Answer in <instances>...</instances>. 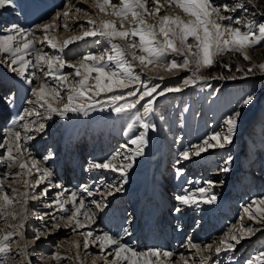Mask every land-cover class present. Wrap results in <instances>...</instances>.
I'll return each mask as SVG.
<instances>
[{
  "label": "snow or ice",
  "instance_id": "1",
  "mask_svg": "<svg viewBox=\"0 0 264 264\" xmlns=\"http://www.w3.org/2000/svg\"><path fill=\"white\" fill-rule=\"evenodd\" d=\"M249 5L252 8L256 7L253 0H231V3L227 0H151V3L149 0H92L91 6L95 12L92 14L83 12L87 27L85 24L79 25L78 34L62 41L54 30L60 27L65 31L69 30L71 9L68 5L62 13L54 16L48 23L38 25L34 30L12 25L4 30L7 34L0 35V66H6L29 85L33 84L34 79L40 80L39 84L31 87L32 99L27 101L34 106L33 109L26 110L24 115L19 116V120L23 121L25 115L32 116L33 113L37 117L43 115L44 119L51 120L53 116L67 118L69 113L87 115L97 109L103 111L110 108L116 114L135 110L133 124L138 122L142 131L129 136L127 142L120 146L121 150H117L104 161L90 164L92 169L118 173L122 178L121 183L115 187L108 185L112 191H108L107 195L112 196L121 192L123 186L128 183V174L135 166L137 158L145 154L149 130H156V126L148 122V118L154 111L157 98L169 93L182 92L189 86H195L197 81L207 79L200 75L201 71L212 67L217 58L225 53L239 54L245 61H251L248 51L264 42V22L257 24L255 21H249L244 25L247 30L242 31L239 27L242 20L229 14L238 11L248 13ZM12 6L14 0H0V9ZM74 11L79 14L82 9L75 8ZM257 15L264 17V12H252L253 17ZM35 31L43 34L41 44H46L61 54L49 55L42 48H37ZM89 38L100 45L95 53L88 52L74 61L65 59L63 53L69 45ZM66 68L73 71L65 73ZM30 69L38 70L45 79L41 80L36 71L30 72ZM181 71L191 74L182 77L176 85L162 86L160 83H151L152 77L148 75L157 73V79L163 81L165 76L159 73L174 77ZM236 71L243 72L241 78L255 75L257 72L264 75V63L251 64L246 70L237 66ZM142 76L147 79H142ZM49 78L54 81L55 86L49 83ZM254 100L255 96L248 95L242 99V106L247 107ZM240 116V111L228 114L222 120V131H214L201 142L191 145L190 149L181 153L182 159L200 157L211 149H224L226 145L232 144ZM35 123L36 121H33V124ZM133 124L128 126L129 133L133 131ZM22 127L24 135L15 128H9L3 142L0 143V149H3L0 151V161L5 162L8 168L17 164L19 166L18 173L15 175L5 173V179H0V216L7 213L5 219L16 218L15 212L11 211L16 202L15 197H23L25 212L30 198L28 191L21 193L15 188L11 189V193L5 191L8 176H13V179L15 176L27 177L34 169L41 173L35 184L42 183L52 176L48 168L40 166V161L33 160L29 165L24 158L25 153L30 151L27 147L28 142L35 139L27 133L42 132L45 124L39 123L35 129L28 123ZM231 163L232 157L229 156L225 164ZM221 171L229 172L230 167H224ZM180 175L182 170L178 169L177 176ZM23 183L25 189L35 186L30 184L28 179H24ZM207 183L209 187L201 186L195 191L182 189L181 194L175 196L174 212L181 214L186 208L199 207L201 203L214 204L217 197L211 193L212 182ZM55 187L62 189L54 201L57 211L69 213L66 220L70 225H74V230L90 228L96 223V211L88 207L85 203L86 198L80 195L86 193L87 197H93L96 193L84 186L61 200L60 197L68 190L61 184H55ZM47 194L48 188L45 187L40 195ZM99 194L104 195L102 192ZM90 203L100 212L108 206L107 203L97 200H91ZM66 204H71L72 207L66 208ZM243 213L239 222L224 232L216 243L215 257H219L221 253L235 252L243 241L251 239L257 233L264 234V198L252 199L243 207ZM52 218L56 219L54 215ZM245 218L259 227L244 223ZM40 219L43 220L44 217L41 216ZM26 220L27 216L16 226L14 232H8L0 237V264H4L11 252L9 241L13 236L24 238L21 230L24 229ZM51 228L58 229L59 225L53 223ZM81 234L84 236L85 247L90 242L98 247L100 254L104 256V264H177L172 259L174 254L170 251H161L157 248L139 249L125 241L123 237L130 235L127 229L120 234L104 231L94 236L92 230ZM35 239L39 240L40 236H36ZM74 246L80 248L79 244ZM188 246L195 249V254L200 258L199 264H209L210 261L211 264H220L218 259L213 260L212 244L201 247L189 240ZM20 255L25 260L28 259L30 254L27 245L21 250ZM62 259L65 258L59 253L53 256L57 264ZM80 259L79 256L76 257V261L79 262ZM181 259L183 264H189L188 259L183 256ZM245 264H264V250L248 258Z\"/></svg>",
  "mask_w": 264,
  "mask_h": 264
},
{
  "label": "rangeland",
  "instance_id": "2",
  "mask_svg": "<svg viewBox=\"0 0 264 264\" xmlns=\"http://www.w3.org/2000/svg\"><path fill=\"white\" fill-rule=\"evenodd\" d=\"M34 1L35 0H19L21 4L22 2L34 3ZM62 1L63 3L60 4V7L51 9V11L46 13L43 18L35 12L34 13L37 16L28 15L26 20L29 21L27 23L24 22L23 16L28 14L27 12L29 8L24 10L20 5L19 9L12 10V12L19 27L24 29L28 28V30H31L35 26L40 25L45 21H49L51 15H54L56 11L61 10L65 5V0ZM227 2L231 3V0H227ZM253 3L256 5V7L252 8L249 5L248 13H244L242 11H238L235 14L229 13L234 16H238L242 20V24L239 25L242 31L247 30L244 25L249 21H255L257 24L259 22H264V17H261L259 15L255 17L252 16V12H264V0H253ZM47 9L50 10L49 7H44L41 14L43 15L44 11H47ZM33 18L39 20L36 21L33 25H29L31 22H33ZM9 22L10 21L8 20L0 24V32L5 29ZM253 30L255 31L256 29L254 28ZM85 41L87 42V44L85 43ZM85 41H82V45L80 46L71 47V51L76 55L71 54L70 56H68V53L65 49L63 53V55H65V59L74 61L76 58H79L80 56L88 52L95 53L96 50L100 47V45H97L91 38H89L88 41ZM59 54L61 53L56 52V54L54 55ZM248 54L251 56V61H245L239 54L225 53L217 58L216 63L212 67L205 68L201 71L200 75L206 77L207 79L203 81H197L195 86H189L182 92L169 93L163 97L157 98V101L154 105V111L148 118V122L154 124L156 126V130H149L147 136L148 146L144 150L145 154L142 157L137 158L135 166L132 170H130L128 174V183L123 186V191L114 193V195H112L113 198L124 196V194L126 193L125 191L130 190L132 185L138 183L139 180L142 179L147 181L149 177H155L156 175L157 176L155 180H153L154 186L152 188V193L157 197V199L161 198V194L164 190L163 186L165 188L166 185H163V182H161V180H157V177L159 176L160 178H162V175L164 173L161 172V169H163V167L170 166L172 167V169H169L171 173L169 177H167V180L169 181L171 179V181L168 182V184L170 183L171 185L168 188L174 189L173 187H175L178 190L179 187V194H181L182 189L194 191L201 186L209 187L207 182L211 181V193L216 195V201H222L225 198L229 197L228 199L230 200V202L226 205H223L225 208L226 206L229 207L231 211L229 214H225L226 219H224L223 214L224 212L228 213L229 208L226 212L224 211L225 208L221 207L220 204H215L214 206L212 205L210 207L211 211L207 209L208 207L205 206L204 203H201L199 207H191V209H194V212L197 210L200 211L199 214H196V216H194L197 218L195 219L196 222L194 221L195 223L190 224L192 228H194L198 222L200 224L199 229L201 228L202 224L207 223L206 225L208 227L209 225H211L212 228H216L214 230H217V232L220 233L226 232L227 228L229 229L233 225L237 224L240 217L244 215L243 207L247 205L252 199L262 197L264 198V75H261L259 72H257L255 75L241 78L243 76V72L236 71L237 66L246 70L247 67L251 66V64L264 63V42L250 49L248 51ZM225 65H227L228 67H225ZM1 67L5 72L9 70L4 66ZM37 72L38 70H36V74ZM8 73L14 74L10 70ZM159 74L165 76V79L163 81L157 79V73H149L148 75L152 77L150 82L160 83L163 86L165 84L176 85L182 77L188 76L191 73L181 71L174 77L169 76L165 73ZM218 77H224V79H219ZM227 77L236 78L228 79ZM142 79H147V77L142 76ZM22 82L24 88L19 89ZM24 82L26 81L18 78V83L16 84V86L18 87V96L22 92L24 93L22 95L26 94L23 100L28 101L29 99H32V97L30 96V89L31 87H33V84L29 85L28 83L26 84ZM52 82L53 84H55L54 81ZM248 95L255 96V100L251 105L244 107L242 106V99ZM27 106L29 107L31 105L28 102L23 105V110L21 112L22 115H24L26 110L28 109ZM137 107L138 109L140 108L139 105ZM134 111L135 110H133V112ZM140 111H142V109H140ZM234 111H240L241 116L238 121L236 134L233 136L232 144L226 145L224 149H211L208 152L203 153L200 157H193L189 160L182 159L181 153L185 150L190 149L191 145L201 142L203 138L210 135L214 131H222V120L228 114H231ZM133 112L116 114L112 112L110 108H106L103 111L98 109L90 111L87 115L69 113L67 118L53 116L52 123H55L54 126L50 129L57 131L58 133H55L53 131L54 133L52 132L47 134L48 132L43 133V131L41 133L38 132L37 135L34 134L33 136L35 137V139L31 141L34 142L33 147H35L36 149L35 153L40 149L42 150V153L39 155H41L42 157H44L45 155L51 156V158L48 157V162L51 163L48 169L52 171V173H54V167L57 163H60L62 161V158H60V161H58L59 151L55 149L54 145L57 144L55 140L58 139V142L62 140L61 144L64 145V147L67 144L65 148L70 145L68 143H65L66 135H64V130H62L65 124H70V127H72V125L74 126L72 127L73 130L71 131H74V134H78L80 136L78 137V141H76L77 143H75L76 145L79 144L78 142H81V139H83V137L87 139L90 137V141L87 142L94 141L93 143L97 142L96 144L102 146L103 148L108 146V149H111L110 154L108 153V151L104 152V155L109 154L108 156H106V158H108L117 150H121L120 146L127 142L129 136L138 134L139 131H142V129L139 128L138 122L133 124ZM21 114L18 115V117L21 116ZM43 118V115L36 118L35 113H33V115L31 116V120L33 119L31 126L33 127V129H35L39 123H44L45 129H48V124L46 121H43ZM33 121H36V123L33 124ZM87 121L88 124H86ZM130 124H133V131L131 133L128 132V126ZM1 133V139L3 141L5 137V132L3 129L1 130ZM126 133L128 134L126 135ZM61 134L62 138L60 140L59 136ZM45 135L47 137H45ZM72 145L74 146V144ZM102 147H99V150ZM65 148H63L60 152L65 151ZM165 149L167 150V153ZM160 153L167 154L166 157L169 161V165L166 163L167 159L165 156L160 162ZM229 156L232 157V163L230 165H226L225 160ZM5 164V162H1L2 170L0 171V179H5V172H3V170L12 171L13 168H16L18 166L17 164L16 166L12 167V169H9ZM224 167H230V171H221V169ZM178 169L182 170V175L180 176H177ZM34 171L35 170L33 169L30 174H32ZM8 173L15 175L16 173H18V171ZM257 173H259L258 178H261V180H256L253 178L251 179V176H255ZM55 174H52L51 176V178H53L54 180L53 184H55V178L53 177V175ZM33 178H35V176H33ZM33 178H28L30 184H35L36 179L33 181ZM24 179H27V177L15 176V179H13V176H8L6 178L5 185L7 186L14 184L16 185L17 189L18 187L20 188L18 189V191L22 193L26 190L24 186L20 187L21 185H24ZM121 179L122 178L120 177L114 178V182H109L106 183V185H102V189L104 191H97L95 189L92 190H94L93 192L96 193V196L101 200L107 197L105 193H107L108 191H112V189L109 188L108 185H113V187L118 186L121 183ZM49 182L51 181L47 179L42 183H39L37 185L35 184L34 188H36L35 190H37V188H39V185H42L40 190L37 191L38 193H41V191L45 187H47L45 183ZM17 184L21 185L17 186ZM50 184L51 183H49V185ZM50 186L54 185L51 184ZM90 186H92V183L87 187L90 189ZM30 187L27 188L29 192L31 191ZM156 187H158L157 191ZM69 188L72 189V186H69ZM148 190L151 192L150 189ZM32 192L33 190L31 191V193ZM59 192L61 191H58V193ZM71 192L72 191H69L64 195H69ZM101 192L104 194L103 196L99 194ZM174 192L175 191L170 192L171 195H173L172 193ZM55 193L57 194V192H54L52 194ZM197 195L199 194L197 193ZM29 196V200H33V206H36V208H39L40 210H35L32 205L30 206L28 200V203L26 205L27 212H25L23 197L17 196L15 197V205L11 209V211L15 212L16 218L5 219L4 216H6L7 213H5L4 216H0V237H3L8 232H14L16 230V226L21 222V220L24 219L25 216H27L25 227L21 230L23 232L24 238L22 239L20 236L14 235L12 240L9 241L11 245V252L9 253L8 258L4 261V264H29V261L31 262V264H57V262L53 260V256L56 253H59L62 258H65L62 259L59 264H82V262L83 264H104V256L98 252H90L91 254H89V252L85 253L83 254L82 261H76V257L79 256L76 254V252H78V254L80 252L74 245L80 244L81 242L83 244L84 240L80 237L83 231L73 232V229L65 230L64 228L67 225L63 226L59 224L60 222L65 223L67 221L66 217L67 215H69L68 213L64 216H60L59 218L58 215L55 214L57 216L54 215L56 217V219H53L54 221H47V219L52 218V216L46 217L43 215L51 213L53 210H48L46 212H42V210L43 206H45V204H47L48 202L45 203L41 201L42 197H40V194ZM171 197L172 196H169L168 194V198ZM171 199L174 198L172 197ZM125 201H127V199ZM143 201L144 200H140L139 197H137V195L133 192L131 199L126 203H123V205L117 206V208L120 211L121 209H124V211L126 210V212H128L130 210L129 208H133L134 204L139 203L142 205ZM102 202L108 203L109 201L102 200ZM111 203L112 202L107 204L108 206L107 208H105L107 209L106 212L109 211L108 214H111L110 216L117 217L118 214L115 211L116 209L114 210ZM144 207L146 208V205H144ZM134 211L135 206L134 209H131L129 214H132ZM200 214H202V216H200ZM41 216L44 217L43 220L40 219ZM190 216L191 215H189L188 217ZM44 220L47 221H45L46 224L43 223ZM53 223L58 224L59 228L52 229L51 225ZM247 224L253 226L252 222H249ZM255 226L259 227V225ZM68 227H70V225H68ZM104 227L105 225L101 227L102 230L98 235L102 234L105 231ZM188 230L190 231L191 229ZM201 231L206 233L207 229ZM201 231L200 233H202ZM76 235L79 236L76 237ZM207 235L210 236V233H208ZM211 235L213 236L212 232ZM36 236H40V239L36 240ZM256 236L259 237L258 239H256V241L253 240V237L249 240H245V243L242 242L241 245L237 247V250L235 252L221 253L219 257L214 258L213 256V260L218 259L220 261V264H245V261L248 258L258 254L259 251L264 250V234L257 233ZM187 237L190 238L191 236L188 235ZM189 238L187 239L186 243L181 244V247L186 246V244L189 242ZM213 239L214 238L212 237H206L201 242H198V244L201 247L206 244L214 245ZM130 244L133 245L132 243ZM25 245H27V251L30 254L27 260H25L20 255L21 250L25 247ZM84 247L85 246L81 248V252L83 251ZM140 248L142 249V246ZM165 249L168 250L167 248ZM165 249H163L162 251H165ZM68 257H71L72 259H66ZM209 264H211V261L209 262Z\"/></svg>",
  "mask_w": 264,
  "mask_h": 264
},
{
  "label": "bare ground",
  "instance_id": "3",
  "mask_svg": "<svg viewBox=\"0 0 264 264\" xmlns=\"http://www.w3.org/2000/svg\"><path fill=\"white\" fill-rule=\"evenodd\" d=\"M19 3H20V5L22 6V8L24 10H26L27 8H29V10L27 12L28 14H26V15L23 16L24 17V20L27 19V16L28 15H30V16L31 15H36L34 13V11H33V3L32 2H22V4H21V2H19V0L18 1H14V6L7 7L5 9H0V24L6 22L8 20L10 21L7 24V26L5 27V29L10 28L12 25H17L18 26L17 21H15L14 14H13L12 10L19 9L20 8ZM149 3H151V0H149ZM60 4H61V0H60ZM66 5H68L70 7L71 11H72L70 13L69 21H68L69 22V25H70L69 30L65 31L62 27H60L58 30H54L55 34L58 36V38L61 41L64 40V39H66V38L71 37L72 35H75V34H78L79 33V31H80L79 25L85 24V20H86V17L83 16V12L86 11L89 14H92V13L95 12V9L91 6L92 5V0H65V5L63 6V8L61 10H59V11H56V13L54 15H51L49 21H51L52 18L54 16H56L57 14L62 13L65 10V6ZM75 8L82 9L81 13L76 14L75 11H74ZM50 11H51V9L50 10L47 9V11H44V14L42 15V18L44 17V15L46 13H48ZM104 18L105 19H109L110 17H104ZM35 20H36V18H33V21H35ZM49 21H47V22L46 21L45 22L43 21V22L44 23H48ZM60 24L61 25L63 24V20L60 21ZM37 26H35L31 30L36 29ZM85 27H87L86 24H85ZM4 30H2L0 32L1 33L0 35L7 34V32H5ZM25 30H28V28L25 29ZM34 35L37 38V42H36V47L37 48H42L43 51L45 53L49 54V55L56 54V52L53 51L52 49H50L46 44H41L40 43V39H42V36H43V34L41 32L35 31ZM85 43L87 44L86 41H85ZM80 45H82V41H79V42H77V43H75L73 45H69V48L66 49V51L68 53L67 55L70 56L71 54H75V53H73L71 51V47L80 46ZM28 58L29 59H32V57H28ZM4 67L7 68L6 66H4ZM31 71H36V70L35 69H30V72ZM64 71H65V73H71L73 70L66 68ZM37 76H40L41 80L45 79L39 71L37 72ZM0 77H1V79H0V83H1L0 84V90H1V85H2L3 79L10 80L12 82V84H13V87H14L13 89L15 91V95L17 94V96H18V87L16 86V84L18 83V78L19 77L16 74L6 73L1 66H0ZM24 83H26V82H24ZM39 83H40V80H35V79L33 80V86H36ZM49 83H51L53 86H55V84H53V82L50 80V78H49ZM23 101L25 103L27 102L25 100H23ZM25 103L22 102L21 104L24 105ZM33 107L34 106L31 105V106L28 107L27 110L33 109ZM3 111L4 112H2V110L0 109V114H1L0 115V143L3 142L2 139H1V136H2L1 130L2 129L5 132V134H4L5 136L7 135V130L9 128H15V130L21 131V134L24 135L25 133H24V129H23L22 125L25 124V123H28V124L31 125L32 120H33V119L31 120V116H25V119L23 121H21V120H19V117H18L17 114H16V117H15V116L12 115L11 112L10 113H7L6 110H3ZM40 111L43 112L42 109ZM36 118H37V116H36ZM43 121H46L47 122L48 129H44L43 130L44 132L43 131L42 132L43 133L48 132L47 134L52 133L54 130H51L50 128H52L54 126V123L55 122L52 123V119L51 120H46L44 118H43ZM58 123H60V122H58ZM86 124H88V121L86 122ZM72 127H74V126L72 125ZM72 127H70V124H68V125L65 124L64 128L62 129V130H64V135H66V137H65L66 142L65 143H68L70 145L67 148H65V151H63V152H60L59 151L58 161H60V158H62L61 159L62 161L60 163H57L56 164V166L54 167V171L56 172V168H57V166L59 164H62V165L66 164L70 160V158H72L73 161L78 160V162H79V160H81L82 164L79 165V166H77V168L74 169L69 174L68 178L66 177L67 180L66 179H59L57 177V175L55 174V172L52 173V174H55V175H53V177L55 178V184H61L64 189H67L68 191H66L65 193H68L69 191H77L80 187H84V186L87 187L91 183H92V186H90V190H92V189H95L97 191L98 190H103L102 189V185H106V183H109V182H114L113 179L114 178H118L120 176H119L118 173H112V172H109V171L97 170V169L90 168V164L93 163L94 161L101 162V161H104L106 159L105 157H102L100 159L95 158L97 152L99 151V148L98 147H102V146L97 145L96 144L97 142L96 143H93L94 141L93 142H87V141H90L89 140L90 137L88 139L85 138V137H83V139H81V142H78L79 144L76 145L75 143H77L76 141H78V137H80V136L78 134H74V131H71V130H73ZM5 129H7V130H5ZM54 132L56 133L57 131H54ZM34 134L37 135L38 132L31 131V132L27 133V135H32V136ZM45 137H47V136L45 135ZM45 137H43V138H45ZM65 139H64V141H65ZM67 141H70V142H67ZM33 144H34L33 141H29L28 144H27V147H28V149L30 151H29V153H25V157H24L25 160L28 162L29 165L31 164V162L33 160H37V161H40L41 162V165H40L41 167H43V168H49V166L51 165V163L48 162V160H49L48 157L51 158V156H47V155L44 156L43 155L44 157H42L41 155H39V154L42 153V150H40V149L38 151H36V153H35V150L36 149H35V147H33ZM72 144H74V146ZM93 145H94V147H93ZM55 149L58 150L57 148H55ZM0 151H3V149H0ZM164 156H165L164 153L163 154L162 153L159 154V160H160V162H161L162 158H164ZM1 162L2 161H0V171L2 170ZM9 169H12V168H9ZM169 169H172V167H170V166L169 167H163V169H161V172L164 173L162 175V178H160L159 176L157 177V180H161V182H163V185L164 184L166 185L165 188L163 186V189L164 190H163V192L161 194V198L157 199V197L155 195H153L152 191L150 192L148 190L154 184V181L153 180H155V178H156L157 175L155 177H149L147 179V181L146 180H142V179L139 180L138 183L132 185V187L130 188V190L126 191V194H124V196L119 197V198H116V197L113 198L112 196H108L107 193H105V195H107V197H105V198H103V199L100 200L99 197L96 196V194L93 197H87L86 196V193H81L80 195L82 197H85L86 198L85 199L86 205L88 207H91L94 211H96V213H97L96 223L93 224V225H91L90 228L76 229V230H74V225H70L68 223V221H66L65 223H61L60 222L59 224H61L63 226L64 225H67L64 229L65 230H70V229L72 230L73 229L72 230L73 232H75V231H83V232H86V231L92 230L93 233H94V236L98 235L100 233V231L102 230L101 227L103 225H105V227H104L105 229L104 230L105 231H108L110 233L120 234V233H123V230L124 229H127L128 232L133 236L132 230H133V228H136L137 227V223L136 222L133 223V221L131 222V220H132L131 219V214H129L128 222L125 223L124 220H122V217H124L123 215L124 214H127V212H126V210L124 211V209H121V211H120L117 208V206L123 205V203H126L127 201H129L131 199V197H132L133 192H134L137 195V197H139L140 200H144V201L142 202L143 203L142 205L138 203V206H135V211L132 213L133 214L132 217H135L136 221L139 222V218L138 217H140L141 210H143V215L145 216V219H146V220H144V222L148 223V225L146 226V228H145V226H144L143 223L140 224V226L138 225L139 226V232L137 233V239L135 240L134 239V236H133L132 238H128V240H126L125 237H127V236H124L123 239L125 241H128V242L132 243L134 247L140 248V246H142V249L143 248H150V247H145L144 246V243L145 242H150L152 239H153L152 242H155V243H158V241H161L163 243V245H161V244L156 245V246H159L160 247V248H157V249H159V250L162 251L163 249L167 248L168 250L165 249V251H170V252H172L174 254V256H173L172 259L175 260L177 262V264H183V259H181V256H183V258H185V259H188L189 260V264H199L200 258H199V256H197L195 254V249H190L189 246H187L189 242L186 244V246H182L181 247V244L187 242V239L189 238V237H187L188 235L191 236L189 238V240H191V242H194V243H197V244H198V242H201L206 237H208V238L209 237H212V238H214L213 239V243H214V245H213V256L215 258V255H214V248L215 247L214 246H216V243L218 242V240L223 235V232L222 233L217 232V230H214L216 228H212L211 225H209V227H208L206 225L207 223L202 224L201 225V228L199 229L200 224L198 222L197 225H195V227L192 228L189 223L193 224V223L196 222L195 219H197V218L194 217V216H196V214H199L200 213L199 210H197V211L194 212V209H191V208L188 209V208H186L185 211L183 213H181V214H177V213L174 212V210H171V206L173 207V204L176 203L175 196L179 194V191L178 190H180V189H179L178 186H177L178 187V190L175 187H173L174 189L168 188L171 185L170 183L168 184L169 181L167 180V177H169V175L171 173L169 171ZM16 171L19 172V166H17L16 168H13L12 171L3 170V172H5V173L6 172L7 173L8 172H16ZM40 174L41 173H37L36 171H34L32 174H30V175L27 176V179L28 178L29 179L30 178H33V176H35V178H33V181L35 179L37 180ZM258 175H259V173H257L255 176H251V179L253 177H254L253 179L258 178ZM164 177H166V178H164ZM48 180L51 181L49 183H51L54 186H50L51 184L49 185V183H45V185H47V188H48V194L46 196L40 195V197H42L41 198V201H43L45 203L48 202V203L45 204V206H43L42 212H46L48 210H50V211L53 210V211L51 213H47L46 215H43V216L49 217V216H53V215L57 214L58 215V218H59L60 216H64L65 214H67V213H61V212L57 211L56 210L57 209V205L54 204V201L57 199L58 191H62V189L55 187V184H53V181H54L53 178L50 177ZM13 181H15V180H13ZM13 183H15V182H13ZM20 185L17 184V186H20ZM23 186L24 185H21L20 187H23ZM41 186L42 185H39V188H37V190H35L36 189V188H34L35 186L34 187H30L31 191L33 190L32 193H31V191L29 192V190H27V189L25 191H28L29 195H33L34 196V195L40 194L37 191L40 190ZM69 186H72V189H76V190H72L71 188H69ZM12 188L17 189L16 185H14V184L7 185V186L5 185V191H7L9 193H11V189ZM157 188L158 187H156V191H157ZM18 189H20V188L18 187ZM92 191H94V190H92ZM173 191H175V192L172 193L173 195H171L170 192H173ZM54 192H57V194L56 193L55 194H52ZM168 194H169V196H172L174 199H171L172 197L171 198H168ZM69 195H64L63 197H60V199L63 200L65 197H67ZM228 198L229 197L225 198L222 201H216L214 204H205V206L208 207L207 209H209V211H211L210 210V207L212 205L214 206L215 204H220L221 207L225 208L223 205H226L227 203L230 202V200ZM126 199H127V201H125ZM151 199H154L156 202H158V206L157 207H154V209H153V216L155 215V213H156V215H159L160 213H164L165 214V217L167 219H169L170 217H174V219H175V225L170 224V223H167V222H163V221H155V222H153L151 217H147L146 211L150 209L148 207L149 202L153 203ZM91 200H97V201H102V200L105 201L106 200V201H109L108 203L112 202L111 205H113L112 207L114 208V210L116 209L115 211L118 214L117 217L116 216H110L111 214H108L109 211L106 212L107 209H104L103 212H100L99 210L95 209V205H93V204L90 203ZM165 202H167V204H164ZM29 204H30V206L31 205L33 206L34 205L33 200L30 199L29 200ZM143 205H146V208L145 207L142 208ZM33 207L35 208V210H40L39 208H36V206H33ZM65 207L66 208H71L72 205L71 204H66ZM228 208L229 207L226 206V208H225L224 211L227 212V209ZM156 209H159V211L158 212H155ZM230 212H231L230 211V208L228 210V213H225L224 212V214H223L224 219H226L225 218V214H229ZM57 215H55V216H57ZM189 215H191V216L188 217ZM200 216H202V214H200ZM1 220H2V218H1ZM51 220H53V218H48L47 219V221L52 222ZM112 220H113V222H111ZM246 220L247 219L244 220V223H246V224L249 223ZM45 221L46 220H44V222H43L44 224H46V222H47V221L46 222ZM225 222H226V220H225ZM68 225H70V227H68ZM185 226H188V229L191 227V230L189 231ZM253 227H257V226H255L253 224ZM220 228H221V226H220ZM117 229H119V230H117ZM204 229H207L206 233H204L203 231H201V230H204ZM142 230L144 232H142ZM226 230H228V228ZM117 231H118V233H117ZM200 231L202 233H200ZM211 232L213 233V236L214 237L211 235ZM161 233H162V235H161ZM208 233H210V236L207 235ZM154 234H158L159 236H157V235L156 236H153ZM203 234H206L207 236L206 235H203ZM78 236L79 235H76V237H78ZM80 237H81V239L84 240V236L82 237V235H81ZM258 238L259 237L255 236V237H253V240L256 241V239H258ZM78 240H79V238H78ZM243 243H245V241H243ZM79 245H81V247L78 249V251L80 253L78 254V252H76V254L79 255V257H81V259H80L81 261L83 259V254H85V253H88V252H89V254L95 253V252L100 253L98 247L94 243H91L90 242L87 247H84V249H83L82 252H81V248L84 246V244H82V242H81ZM237 247H239V245ZM205 254L207 255L208 253H205ZM82 264H83V262H82ZM234 264H237V263H234Z\"/></svg>",
  "mask_w": 264,
  "mask_h": 264
}]
</instances>
